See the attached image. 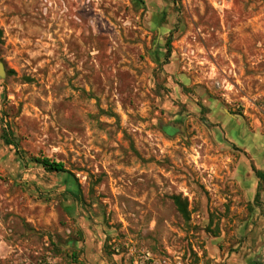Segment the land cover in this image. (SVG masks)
Returning a JSON list of instances; mask_svg holds the SVG:
<instances>
[{"label": "rangeland", "instance_id": "obj_1", "mask_svg": "<svg viewBox=\"0 0 264 264\" xmlns=\"http://www.w3.org/2000/svg\"><path fill=\"white\" fill-rule=\"evenodd\" d=\"M0 31V264H253L264 0H0Z\"/></svg>", "mask_w": 264, "mask_h": 264}, {"label": "trees", "instance_id": "obj_2", "mask_svg": "<svg viewBox=\"0 0 264 264\" xmlns=\"http://www.w3.org/2000/svg\"><path fill=\"white\" fill-rule=\"evenodd\" d=\"M1 36H2V33L0 31V42H1ZM34 163L37 164L39 167H41L43 170H45L48 173H57V174L65 173L64 167L61 163H55V162L49 161L48 159H35ZM253 172L255 173V176L259 181L264 180L263 173L259 171H255L254 169H253ZM173 201H174V205L176 206L178 212L182 214L183 216H185L187 214L186 208L181 203V201L178 198H174ZM253 264H258V262H254Z\"/></svg>", "mask_w": 264, "mask_h": 264}, {"label": "built area", "instance_id": "obj_3", "mask_svg": "<svg viewBox=\"0 0 264 264\" xmlns=\"http://www.w3.org/2000/svg\"><path fill=\"white\" fill-rule=\"evenodd\" d=\"M132 264H170L168 259L160 260L153 257L150 253H142ZM259 264H264V247L259 254Z\"/></svg>", "mask_w": 264, "mask_h": 264}, {"label": "crops", "instance_id": "obj_4", "mask_svg": "<svg viewBox=\"0 0 264 264\" xmlns=\"http://www.w3.org/2000/svg\"><path fill=\"white\" fill-rule=\"evenodd\" d=\"M240 164H241V166H240V169L238 171L239 172V175L240 176H245L247 174V165L243 161L242 162L240 161ZM255 178H256V176H255ZM256 189H257L256 183H255V186L254 187H249V193L248 194H249L250 198H256V196H257ZM263 247H264V244H263ZM261 249H260V251H261ZM260 251H259V253L257 255V258L254 260V262H258V264H259V254H260Z\"/></svg>", "mask_w": 264, "mask_h": 264}, {"label": "water", "instance_id": "obj_5", "mask_svg": "<svg viewBox=\"0 0 264 264\" xmlns=\"http://www.w3.org/2000/svg\"><path fill=\"white\" fill-rule=\"evenodd\" d=\"M2 75H3V67H2V65L0 63V76H2Z\"/></svg>", "mask_w": 264, "mask_h": 264}]
</instances>
